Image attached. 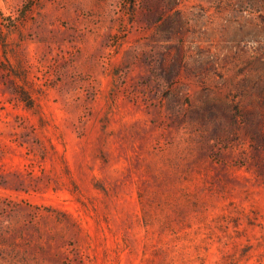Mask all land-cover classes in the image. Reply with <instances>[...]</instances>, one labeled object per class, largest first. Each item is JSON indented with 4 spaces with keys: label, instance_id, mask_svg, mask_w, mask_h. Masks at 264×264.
Masks as SVG:
<instances>
[{
    "label": "rangeland",
    "instance_id": "rangeland-1",
    "mask_svg": "<svg viewBox=\"0 0 264 264\" xmlns=\"http://www.w3.org/2000/svg\"><path fill=\"white\" fill-rule=\"evenodd\" d=\"M0 264H264V0H0Z\"/></svg>",
    "mask_w": 264,
    "mask_h": 264
}]
</instances>
